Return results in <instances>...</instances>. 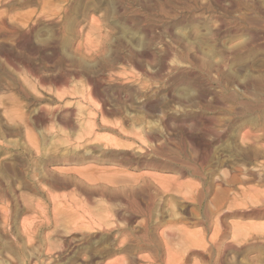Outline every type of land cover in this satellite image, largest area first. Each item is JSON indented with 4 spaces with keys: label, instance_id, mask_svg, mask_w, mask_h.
I'll return each instance as SVG.
<instances>
[{
    "label": "rangeland",
    "instance_id": "rangeland-1",
    "mask_svg": "<svg viewBox=\"0 0 264 264\" xmlns=\"http://www.w3.org/2000/svg\"><path fill=\"white\" fill-rule=\"evenodd\" d=\"M30 1L0 0V264H264V0Z\"/></svg>",
    "mask_w": 264,
    "mask_h": 264
},
{
    "label": "bare ground",
    "instance_id": "bare-ground-1",
    "mask_svg": "<svg viewBox=\"0 0 264 264\" xmlns=\"http://www.w3.org/2000/svg\"><path fill=\"white\" fill-rule=\"evenodd\" d=\"M5 1H6V0H5ZM22 1H23V0H22ZM29 1H30V0H29ZM36 1H37V0H36ZM65 1H66V0H65ZM68 1H69V0H68ZM37 2H38V1H37ZM3 3H4V0H3ZM6 3H7V2H6ZM6 3H4L3 5H5ZM8 3H9V2H8ZM10 3H11V2H10ZM13 3H14V2H13ZM27 3H28V2H27ZM30 3H32V0L30 1ZM11 4H12V3H11ZM19 5H21V4H19ZM8 6H11V5H8ZM13 6H15V4H14ZM23 6H24V5H23ZM5 7H6V6H5ZM18 7H19V6H18ZM18 7H17V8H18ZM7 8H8V7H7ZM14 8H15V7H14ZM64 8H65V7H64ZM15 9H16V8H15ZM46 9H47V8H46ZM47 10H48V9H47ZM49 10H50V8H49ZM49 10H48V11H49ZM65 10H67V9H65ZM69 10H70V9H69ZM69 10H68V15H69V12H70ZM74 10H75V9H74ZM36 11H37V10H36ZM42 11H43V10H42ZM45 11H46V10H45ZM45 11H44V12H45ZM48 11H46V12H48ZM63 11H64V10H63ZM12 12H13V10H12ZM34 12H35V11H34ZM46 12H45V14H46ZM52 12H53V11L51 10V11H50V14H51ZM84 12H85V11H84ZM40 13H41V12H40ZM54 13H55V12H54ZM54 13H53V15H54ZM70 13H71V12H70ZM7 14H8V13H7ZM27 14H29V13H26L25 16H26ZM35 14H36V13H35ZM50 14H49V15H50ZM72 14H73V13H72ZM4 15L6 16V14H4ZM29 15H30V14H29ZM56 15H57V13H56ZM65 15H66V11H65ZM68 15H66V16H68ZM73 15H74V14H73ZM25 16H24V17H25ZM59 16H60V14H59ZM70 16L72 17L71 14H70ZM2 17H3V15H2ZM8 17H9V16H6V18L4 17L5 20H6ZM10 17H11V16H10ZM21 17H22V16H21ZM24 17H23V19H21V20H20V18H19L18 21H21V22H22L23 20H26V19H24ZM39 17H40V16H39ZM43 17H44V14H43V16H42L41 18H43ZM55 17H56V16H55ZM55 17H54V18H55ZM71 17H70V18H71ZM0 18H1V17H0ZM26 18H27V16H26ZM51 18H52V17H51ZM54 18H52V19L54 20ZM65 18H66V17H65ZM2 19H3V18H2ZM11 19H12V18H11ZM32 19H33V18H32ZM32 19H31V20H32ZM72 19H73V18H72ZM16 20H17V18H16ZM33 20H34V19H33ZM33 20H32V21H33ZM41 20H43V19H40V21H41ZM57 20H58V19H57ZM57 20H56V21H57ZM62 20H63V19H62ZM62 20H61V21H62ZM68 20H70V22H71V19H68ZM68 20L66 19V23H68ZM1 21H2V20H1ZM7 21H8V20H7ZM26 21H27V20H26ZM26 21H25V22H26ZM51 21H52V20H51ZM2 22H6V21H2ZM21 22H19V23H21ZM25 22H24V24H27V23H25ZM34 22H35V21H34ZM34 22H33V23H34ZM11 23H12V22H11ZM13 23H14V22H13ZM13 23H12V25H13ZM15 23H18V22L15 21ZM19 23H18V24H19ZM50 23H51V22H50ZM59 23H61V22L59 21ZM6 24H7V22H6ZM21 24L23 25V23H21ZM29 24H30V26H31V23H29ZM54 24H55V23H54ZM12 25L10 24L9 26L12 27ZM16 25H17V24H16ZM16 25H14L15 28L17 27ZM39 25H41V24L39 23ZM55 25H56V24H55ZM57 25H58V22H57ZM67 25H69V24H67ZM7 26H8V25H7ZM7 26H6V27H7ZM24 26H25V25H24ZM6 27H5V28H6ZM11 27H8V28H10V29L13 28V30L11 31V32L13 33V31H14V27H12V28H11ZM22 27H23V26H22ZM35 27H36V26H35ZM37 27H38V26H37ZM39 27H40V26H39ZM8 28H7V29H8ZM32 28H33V27H32ZM0 29H1V28H0ZM10 29H9V30H10ZM21 29H22V28H21ZM15 30H16V29H15ZM30 30H31V29H30ZM30 30H29V31H30ZM35 30H37V29H35ZM35 30H32V31H35ZM16 31H17V30H16ZM27 31H28V30H27ZM68 31H69V30H68ZM7 32H8V31H7ZM21 32H22V30H21ZM0 33H1V32H0ZM5 33H6V32H5ZM18 33H19V32H18ZM18 33H17V35H18ZM20 34H21V33H19V35H20ZM69 34H70V32H69ZM71 34H72V32H71ZM0 35H1V34H0ZM2 35H3V34H2ZM7 35H8V34H7ZM0 37H2V36H0ZM27 40H28V39H27ZM22 41H23V40H22ZM31 41H32V40H31ZM245 41H246V40H245ZM251 41L253 42V40H251ZM257 41H258V40H257ZM24 42H25V41H24ZM26 42H27V41H26ZM28 42H29V40H28ZM245 43L247 44V42H245ZM248 43H250V42H248ZM254 43H255V42H254ZM26 44H27V43H26ZM239 44H240V43H239ZM239 44H238V45H239ZM257 44H258V43H257ZM251 45H252V44H251ZM249 46H250V45H249ZM253 46H254V45H253ZM241 47H244V44H243V46H241ZM224 48H225V47H224ZM245 48H246V45H245ZM248 48H249V47H248ZM248 48H247V49H248ZM235 49H237V48H235ZM239 49H241V48H239ZM242 49H243V50H242V52H243V51H244V48H242ZM225 50L227 51L228 49H225ZM214 51H215V50H214ZM230 51H232V50H230ZM235 51H236V50H235ZM237 51H238V50H237ZM188 52H190V51H188ZM188 52H187V53H188ZM242 52H240V53H242ZM245 52H246V49H245ZM220 53H221V52H220ZM234 53H235V54H234ZM234 53H233V56H235L236 54H239V52H238V53L234 52ZM243 53H244V52H243ZM243 53H242V54H243ZM223 54H224V53H223ZM226 54H227V53H226ZM230 54H231V53H230ZM190 55H191V54H190ZM220 55H221V54H220ZM227 55H228V54H227ZM230 56H232V55H230ZM236 56H237V55H236ZM242 56H243V55H242ZM182 57H183V56H182ZM223 57H225V56H223ZM238 57H240V56L238 55ZM243 57H244V56H243ZM179 58H180V57H179ZM204 58H205V57H204ZM209 58H210V57H209ZM209 58H208V59H209ZM228 58H229V57H228ZM231 58H232V57H231ZM231 58H230V59H231ZM235 58H236V57H235ZM235 58H234V59H235ZM208 59H206V60H208ZM183 60H185V59H183ZM204 60H205V59H204ZM236 60H237V59H236ZM189 61H190V60H189ZM225 61H226V60H225ZM231 61H232V60H231ZM243 61H245V60H243ZM243 61H242V60H238L239 65H240V62H243ZM183 62H184V61H183ZM208 62H210V61H208ZM212 62H213V61H212ZM217 62H218V61H217ZM228 62H229V61H228ZM234 62H235V61H234ZM218 63L220 64V61H219ZM225 63H227V62H225ZM231 63H232V62H231ZM250 63H251V62H250ZM189 64H190V63H189ZM216 64H217V63H216ZM241 64H243V63H241ZM262 64H263V63H262ZM191 65H192V62H191ZM207 65H208V64H207ZM207 65H206V66H207ZM230 65H231V64H230ZM232 65H233V64H232ZM197 66H198V65H197ZM202 66H204V65L202 64ZM217 66H218V64H217ZM221 66L223 67V65H221ZM221 66H220V67H221ZM260 66H261V65H260ZM210 67H211V66H210ZM220 67H219V68H220ZM224 67H225V66H224ZM228 67H229V66H228ZM230 67L232 68V66H230ZM236 67H237V66H236ZM238 67H239V66H238ZM226 68H227V67H226ZM213 69H215V68L213 67ZM242 69H243V68H242ZM227 70H228V69H227ZM243 70H244V69H243ZM231 71H232V70H231ZM236 71H237V70H236ZM220 72H221V71H220ZM226 72H230V70H229V71H226ZM223 73H225V72H222V74H223ZM230 73L232 74L233 72H230ZM230 73H229V74H230ZM207 74H208V73H207ZM220 74H221V73H220ZM222 74H221V75H222ZM236 74H237V73H236ZM236 74H235V75H236ZM224 75H226V73H225ZM227 75H228V74H227ZM212 76H213V75H212ZM216 76H217V75H216ZM222 76H223V75H222ZM217 77H218V76H217ZM217 77H216V78H217ZM223 77H224V76H223ZM236 78H237V79H236ZM236 78L234 77V73H233L231 76L229 75V76L227 77V79L229 80V82H227V84H228V83H233V84H234V82H236L237 80H239L238 77H236ZM223 79H224V78H223ZM223 79H222V81L227 80V79H225V80H223ZM244 79H245V78H244ZM214 80H216V79H214ZM214 80H213V81H214ZM217 80H219V79L217 78ZM228 80H227V81H228ZM239 81H241V80H239ZM211 82H212V81H211ZM215 82H216V81H215ZM237 82H238V81H237ZM244 82H245L246 92H247L248 94L252 95V96L256 99L255 102H254L253 104H250V103L248 104V103L246 102V104H244V106L246 107L245 109L248 110L247 112H250V113H252V114H253V112H251L250 110H252V111H257V112H260V113H261V115H259V117L257 118L258 121H256V123L259 125L260 122H262V121L264 120V78H263L262 76H261V77L248 76L247 79H246ZM220 83H221V82H220ZM225 83H226V82H225ZM223 84H224V83H223ZM241 84H242V83H241ZM241 84H240V85H241ZM217 85H219V84L217 83ZM228 85H229V84H228ZM228 85H226V86L228 87ZM235 85H236V84H235ZM243 85H244V84H243ZM229 86H230V85H229ZM231 86H233V85L231 84ZM236 86H239V85H236ZM241 86H242V85H241ZM220 87H221V85H220ZM243 87H244V86H243ZM233 89H234V88H233ZM238 89H240V88H238ZM224 90H225V89H224ZM228 91H229V88H228ZM234 91H235V90H234ZM239 92H240V91H239ZM232 93H234V92L232 91ZM240 93H241V92H240ZM198 94H199V93H198ZM223 94H224V93H223ZM228 94H229V93H228ZM236 94H238V93H236ZM241 95H242V94H241ZM243 95H244V94H243ZM221 96H222V95H221ZM245 96H246V95H245ZM203 97H205L204 94H203ZM222 97H225V96L223 95ZM232 97L234 98V96L231 95L230 98H232ZM235 97L237 98V96H235ZM241 97H244V96H241ZM197 98H198V97H197ZM199 98H202V97L200 96ZM248 98H249V97H248ZM203 99H204V98H202V100H203ZM226 99H227V98H226ZM240 99H241V98H240ZM243 99H244V98H243ZM194 100H195V99H194ZM200 100H201V99H200ZM236 100H238V99H236ZM220 101H221V100H220ZM230 101H231V100H230ZM232 101H233V100H232ZM243 101H244V100H243ZM246 101H247V100H246ZM222 102H223V101H222ZM224 102H225V101H224ZM224 102H223V103H224ZM234 102H236V101L234 100ZM238 102H239V101H238ZM219 103H221V102H219ZM223 103H222V104H223ZM239 103H240V102H239ZM241 103H242V102H241ZM222 104H221V105H222ZM239 105H240V104H239ZM237 107H238V106H237ZM237 107H236V108H237ZM240 108H242V107H240ZM237 109H239V108H237ZM103 110H104V109H103ZM243 110H244V108H243ZM59 111H60V109H59ZM241 111H242V110H241ZM238 112H239V110H238ZM242 112H243V111H242ZM242 112H240V113L242 114ZM72 114H73V113H72ZM244 114H246V113L244 112ZM249 115H250V114H249ZM42 116H43V114H42ZM75 116H77V115H75ZM250 116H251V115H250ZM253 116H254V115H253ZM256 116H257V115H256ZM256 116H255V117H256ZM240 117H244V116L242 115V116H240ZM240 117H239V118H240ZM42 118H43V117H42ZM257 119H256V120H257ZM235 122H236V121H235ZM252 122H253V121H252ZM235 124H236V123H235ZM253 124H254V123H253ZM257 124H256V125H257ZM261 125H262V124H261ZM228 126H229V125H228ZM253 126H254V125H253ZM253 126H252V127H253ZM259 126H260V125H259ZM227 128H228V127H227ZM241 128H242V127H241ZM260 128H261V127H260ZM263 128H264V127H263ZM263 128H262V129H263ZM12 129H13V128H12ZM249 129H250V128H249ZM257 129H258V128H257ZM255 132H256V131H255ZM258 132H259V131H258ZM153 136H154V135H153ZM260 136H261V135H260ZM216 137H219V136L217 135ZM216 137H215V138H216ZM190 138H191V137H190ZM219 138H220V137H219ZM263 138H264V136H263ZM150 139H151V138H150ZM190 140H191V139H190ZM192 140H193V139H192ZM194 140L197 141L196 139H194ZM254 140H255V139H254ZM256 141H257V140H256ZM197 142H198V141H197ZM247 142H248V141H247ZM194 143H195V142H194ZM194 143H193V144H194ZM241 143H242V142H241ZM151 144H152V143H151ZM155 144H156V143H155ZM198 144H199V143H198ZM200 144H202V143H200ZM195 145H196V144H195ZM202 145H203V144H202ZM208 145H209V144H207V147H208ZM196 146H197V145H196ZM257 146H258V145H257ZM261 146H262V145H261ZM210 147H211V145H210ZM210 147H209V148H210ZM78 148H79V147H78ZM206 149H207V148H206ZM208 150H209V149H208ZM234 150H235V149H234ZM260 150H262V149H260ZM255 151H256V150H255ZM204 152H205V151H204ZM244 152H245V151H244ZM246 152H248V151H246ZM144 153H145V152H144ZM161 153H162V152H161ZM163 153H164V152H163ZM170 154H171V153H170ZM203 154H204V153H203ZM206 154H207V153H205V155H206ZM209 154H210V153H209ZM209 154H207L206 156L209 157ZM146 155H147V153H146ZM240 155H241V154H240ZM243 155H244V154H243ZM243 155H242V156H243ZM249 155H250V153H249ZM249 155H247V156H249ZM199 156H200V155H199ZM232 156H233V154H232ZM238 156H239V155H238ZM244 156H245V155H244ZM244 156H243V157H244ZM252 156H253V155H251V157H252ZM153 157H154V156H153ZM153 157H152V158H153ZM184 157H185V156H184ZM200 157H202V155H201ZM200 157H199V159H202V158H200ZM239 157H240V156H239ZM243 157H242V158H243ZM172 158H173V157H172ZM245 158H246V157H245ZM143 159H144V157H143ZM153 159H154V158H153ZM173 159H174V158H173ZM181 159H182V158H181ZM183 159H184V158H183ZM205 159H206V162H207V161H208L207 158H205ZM205 159H204V160H205ZM246 159H248V158H246ZM249 159H250V158H249ZM256 159H257V158H256ZM260 159H261V158H260ZM202 160H203V159H202ZM204 160H203L202 162L206 163ZM243 160H244V159H243ZM250 160H251V159H250ZM157 161H158V160H157ZM157 161H156V162H157ZM180 161H181V160H180ZM247 161H249V160H247ZM150 162H153V160L150 161ZM156 162L154 161V163H156ZM183 162H184V160H183ZM254 162H255V161H254ZM179 163H180V162H179ZM184 163H185V162H184ZM204 163H203V164H204ZM207 163H208V162H207ZM142 164H143V163H142ZM146 164H147V162H146ZM182 164H183V163H182ZM182 164H181V165H182ZM152 165H153V164H152ZM159 165H160V163H159ZM185 165L188 166L189 164L187 163V164H185ZM191 165H192V164H191ZM205 165H206V164H205ZM252 165H253V164H252ZM259 165H260V164H259ZM163 166H164V165H163ZM182 166H184V164H183ZM203 166H204V165H203ZM236 166H237V165H236ZM243 166H244V165H243ZM263 166H264V165H263ZM189 167H191V166H189ZM193 168H194V167H193ZM181 169H182V168H181ZM187 169L189 170V168H187ZM247 169H248V168H247ZM183 171L185 172V169H184ZM191 171H192V170H191ZM195 171H196V170H195ZM198 171H199V170H198ZM198 171H197V172H198ZM193 172H194V170H193ZM222 172H223V171H222ZM258 172H259V171H258ZM182 173H183V172H182ZM198 173H199V172H198ZM183 174H184V173H183ZM185 174H186V173H185ZM248 174H251V173H248ZM259 174H260V173H259ZM252 175L254 176V178H255L256 180L259 179L260 181H264V174H263V175H262V174H261V175H254V174H252ZM182 176H183V175H182ZM221 176H222V175H221ZM250 176H251V175H250ZM251 177H252V176H251ZM228 179H229V178H228ZM243 179H244V178H243ZM255 179H254V180H255ZM213 181H214V180H213ZM227 181H228V180H227ZM25 184H26V183H25ZM0 185H1V184H0ZM21 186H22V185H21ZM21 186H20V187H21ZM179 186H181V185H179ZM205 186H206V185H205ZM2 187H3V186H2ZM4 187H5V186H4ZM9 187H10V186H9ZM181 187H182V186H181ZM16 188H17V187H16ZM28 188H29V187H28ZM143 188H144V187H143ZM150 188H151V187H150ZM2 189H3V188H2ZM21 189H22V187H21ZM15 190H16V189H15ZM28 190H29V189H28ZM204 190H205V189H204ZM254 190H255V189H254ZM33 191H34V190H33ZM220 191H221V190H220ZM220 191H219V192H220ZM195 192H196V191H195ZM255 192H256V191H255ZM145 193H146V191H145ZM206 193H207V191H206ZM206 193H205V195H207ZM262 193H263V192H262ZM219 194H220V193H219ZM219 194H218V195H219ZM253 194H254V193H253ZM221 195H222V194H221ZM195 196H196V195H195ZM239 196H240V195H239ZM241 196H242V195H241ZM248 196H249V195H248ZM2 197H3V196H2ZM5 197H6V196H5ZM218 197H219V196H218ZM222 197H224V196H222ZM257 197H258V196H257ZM205 198H206V197H205ZM252 198H253V197H252ZM259 198H260V200H261L262 197L259 196ZM247 199H248V197H247ZM0 200H3V199H0ZM52 200H53V199H52ZM195 200H196V199H195ZM239 200H240V199H239ZM256 200H258V199H256ZM164 201H165V200H164ZM197 201H198V200H197ZM258 201H259V200H258ZM259 202H260V201H259ZM0 203H1V201H0ZM217 203H218V202H217ZM256 204H257V201H256ZM261 205H262V204H261ZM149 206H150V205H149ZM206 206H207V205H206ZM237 206H239V205H237ZM257 206H259V205H257ZM147 207H148V206H147ZM186 207H187V206H186ZM232 207H233V206H232ZM141 208H142V206H141ZM143 208H144V207H143ZM195 208H196V207H195ZM148 209H149V208H148ZM204 209H205V208H204ZM149 210H150V209H149ZM162 210H163V209H162ZM214 210H215V209H214ZM186 211H187V209H186ZM221 211H222V210H221ZM233 211H234V210H233ZM233 211H232V212H233ZM236 211H237V210H236ZM243 211H244V210H243ZM244 212H245V211H244ZM247 212H248V211H247ZM252 212H253V211H252ZM140 213H141V211H140ZM184 213H186V212H184ZM187 213H189V212H187ZM212 213H216V212H212ZM219 213H220V211H219ZM234 213H235V212H234ZM137 214H139V213H137ZM175 214H176V213H175ZM196 214H197V212H196ZM220 214H221V213H220ZM139 215H140V214H139ZM144 215H145V214H144ZM201 215H202V214H201ZM203 215L205 216V214H203ZM10 216H11V215H10ZM136 216H138V215H136ZM145 216H146V215H145ZM207 216H208V215H207ZM211 216H212V215H211ZM221 216H222V215H221ZM150 217H151V215H150ZM121 218H122V217H121ZM135 218H136V217H135ZM219 218H220V217H219ZM221 218H223V216H222ZM221 218H220V219H221ZM125 219H126V218H125ZM206 219H208V218H206ZM6 220H7V219H6ZM77 220H78V219H77ZM111 220H112V219H111ZM199 220H200V219H199ZM208 220H209V219H208ZM211 220H212V219H211ZM112 222H113V221H112ZM97 223H98V222H97ZM110 223H111V222H110ZM207 223H208V222H207ZM90 224H91V223H90ZM154 224H155V223H154ZM223 224H224V223H223ZM8 225H9V224H8ZM92 225H93V224H92ZM92 225H91V226H92ZM99 225H100V224H99ZM104 225H105V224H104ZM143 225H144V224H143ZM159 225H160V224H159ZM218 225H219V224H218ZM175 226H176V225H175ZM86 227H87V226H86ZM89 227H90V226H89ZM145 227H146V226H145ZM153 227H154V226H153ZM206 227H207V225H206ZM216 227H217V226H216ZM219 227H220V226H219ZM94 228H95V227H94ZM221 228H222V227H221ZM99 230H101V229L99 228ZM99 230H98V231H99ZM105 230H106V229H105ZM170 230H171V229H170ZM170 230H167V231L169 232ZM175 230H176V229H175ZM178 230H180V228H179ZM217 230H219L218 227H217ZM217 230H216V232H217ZM146 231H147V230H145V232H146ZM206 231H207V229H206ZM220 231H222V230H220ZM220 231H219L218 233H220ZM93 232H94V231H93ZM110 232H111V231H110ZM170 232H172V231H170ZM202 232H203V231H202ZM88 233H89V231H88ZM163 233H165V232H163ZM179 233H180V232H179ZM203 233H204V232H203ZM203 233H201V234H203ZM225 233H226V232H225ZM124 234H125V233H124ZM172 234H173V233H172ZM185 234H186V233H185ZM191 234H192V233H191ZM201 234H199V235H201ZM205 234H206V233H205ZM223 234H224V232H223ZM118 235H119V234H118ZM153 235H154V234H153ZM170 235H171V233L169 234V236H170ZM178 235L180 236L181 234H178ZM178 235L176 236V233H175V235L173 236V238H175V236L178 237ZM182 235H183V234H182ZM182 235H181V236H182ZM187 235L189 236L190 234H187ZM196 235H197V234H196ZM196 235H195V236H196ZM199 235H198V236H199ZM215 235H216V234H215ZM221 235H222V232H221ZM129 236H130V235H129ZM145 236H146V234H145ZM160 236H161V235H160ZM165 236H166V235H165ZM165 236H162V237H165ZM183 236H184V235H183ZM201 236H202V235H201ZM201 236H200V237H201ZM219 236H220V234H219ZM104 237H105V236H104ZM148 237H149V236H148ZM184 237H185V236H184ZM190 237H193V236H190ZM200 237H199V238H200ZM202 237H203V236H202ZM204 237H205V236H204ZM217 237H218V236H217ZM222 237L225 238V237H226V234H225V237H224V235H223ZM222 237H221V238H222ZM86 238H87V237H86ZM128 238H129V237H128ZM150 238H151V237H150ZM159 238H160V237H159ZM167 238H168V237H167ZM181 238H182V237H181ZM181 238H180V243L178 242V240H177V241H176L175 239H174V240H175L176 242H178L179 244H181V248H182V246H183V247L185 246V244H183L185 241H182L183 239L181 240ZM186 238H187V237H185L184 240H186ZM205 238H206V237H205ZM82 239H83V238H82ZM136 239L139 240V239H141V237H140V238H136ZM148 239H149V238H148ZM157 239H158V238H157ZM163 239H164V238H163ZM168 239H169V238H168ZM171 239H172V237H171ZM176 239H177V238H176ZM189 239H190V238H189ZM189 239H187V241H188ZM195 239H197V240L199 241L198 238H195ZM203 239H204V238H203ZM225 239H226V238H225ZM150 240H152V239H150ZM154 240H155V235H154ZM158 240H159V239H158ZM161 240H162V239H161ZM166 240H167V239H166ZM172 240H173V239H172ZM190 240H191V239H190ZM197 240H195V241H197ZM201 240H202V239H200V242H202ZM216 240H217V242H218L219 239H216ZM216 240H214V242H215ZM101 241H102V240H101ZM107 241H108V240H107ZM141 241H142V240H141ZM170 241H171V240H170ZM181 241H182V243H181ZM193 241H194V239H193ZM198 241H197V242H198ZM204 241H205V239H204ZM204 241H203V242H204ZM222 241H223V239H221V241H219V242H221V244H223L224 242H222ZM109 242H110V241H109ZM123 242H124V241H123ZM153 242H154V241H153ZM190 242H191V241H190ZM200 242H198V243H200ZM214 242H213V243H214ZM217 242H216V243H217ZM125 243H126V242H125ZM151 243H152V242H151ZM157 243H158V242H157ZM171 243H175V242L172 241ZM171 243H169V244H171ZM185 243H186V242H185ZM192 243H193V244H192ZM198 243H197V245H195L196 247H200V246L202 245V244H200V245L198 246ZM141 244H142V243H141ZM155 244H156V243H155ZM176 244H177V243H176ZM182 244H183V245H182ZM187 244H188V245H186L187 247L184 248L185 250H186V248L188 249V248L191 247L192 245H193V247H191V248H195V246H194V242H191L192 245H190V246H189V242H187ZM195 244H196V243H195ZM218 244H219V243H218ZM111 245H112V244H111ZM131 245H132V244H131ZM158 245H159V244H158ZM165 245L167 246L168 244H165ZM173 245H175V244H173ZM173 245H172V246H173ZM151 246H152V244H151ZM153 246H154V245H153ZM160 246H162V245L160 244ZM168 246H169V245H168ZM172 246H171V247H172ZM178 246H180V245H178ZM188 246H189V247H188ZM220 246H221V245H220ZM227 246H228V244H227ZM106 247H107V246H106ZM147 247H148V245H147ZM158 247H159V246H158ZM169 247H170V246H169ZM201 247H202V246H201ZM218 247H219V246H218ZM231 247H232V246H231ZM18 248H19V246H18ZM79 248H80V247H79ZM143 248H144V247H143ZM191 248H190V249H191ZM202 248H203V247H202ZM225 248L227 249V247H225ZM228 248H229V246H228ZM233 248H235V246H233ZM10 249H11V248H10ZM147 249H148V248H147ZM150 249H151V248H150ZM166 249H167V247H166ZM175 249H176V247H175ZM178 249H179V247H178ZM184 249H181L180 252H181L182 250H184ZM195 249H196V248H195ZM195 249H194V251H197V249H196V250H195ZM19 250L22 252V250H21L20 248H19ZM53 250H54V249H53ZM123 250H125V249H123ZM148 250H149V249H148ZM185 250H184V251H185ZM218 250H219V249H218ZM12 251H13V250H12ZM51 251H52V250H51ZM51 251H50V252H51ZM103 251H104V249H103ZM155 251H156V249H155ZM157 251H158V250H157ZM166 251L168 252L169 249L166 250ZM172 251H173V250H171V252H172ZM174 251H175V250H174ZM177 251H179V250H176L175 252H177ZM187 251H189V250H187ZM192 251H193V249H192ZM200 251H201V250H200ZM211 251H212V249L210 250V252H211ZM219 251H220V250H219ZM21 252H20V253H21ZM48 252H49V251H48ZM60 252H61V251H60ZM101 252H102V251H101ZM108 252H109V251H108ZM160 252H161V251H160ZM164 252H165V251H164ZM197 252H199V251H197ZM136 253H138V252H136ZM157 253H158V252H157ZM161 253H162V252H161ZM165 253H166V252H165ZM178 253H179V252H177V256L174 255V254H176V253H174V254H173V257H174V256L178 257ZM185 253H187V252H185ZM212 253H213V251H212ZM152 254H153V253H152ZM181 254H183V253L181 252ZM196 254H198V253H196ZM221 254H222V253H221ZM84 255H85V254H84ZM104 255H105V254H104ZM132 255H133V254H132ZM156 255H157V254H156ZM156 255H154V256H156ZM158 255H159V253H158ZM171 255H172V254H170V256H171ZM184 255H186V254H183V256H184ZM210 255H211V254H210ZM50 256H52V255H50ZM161 256H162V255H161ZM163 256L165 257L164 253H163ZM181 256H182V255H181ZM181 256H180V258H181ZM21 257H22V256H21ZM184 257H185V256H184ZM184 257H183V259H184ZM188 257H190V256H188ZM202 257H203V255H202ZM22 258H23V257H22ZM90 258H91V257H90ZM144 258H145V257H144ZM165 258H166V257H165ZM171 258H172V257H171ZM180 258H179V259H180ZM23 259H24V258H23ZM177 259H178V258H177ZM179 259H178V260H179ZM181 259H182V258H181ZM181 259H180V260H181ZM203 259H204V258H203ZM212 259H213V258H212ZM121 260H122V259H121ZM123 260H124V259H123ZM141 260H142V259H141ZM144 260H145V259H144ZM152 260H153V259H152ZM154 260L157 261L158 258H157V260H156V259H154ZM178 260H177V261H178ZM180 260H179V262H180ZM204 260H205V259H204ZM65 261H66V260H65ZM116 261H117V260H116ZM173 261L175 262V260H173ZM25 262H26V261H25ZM51 262H52V261H51ZM56 262H57V261H56ZM118 262H119V261H118ZM158 262H159V261H158ZM205 262H206V261H205ZM58 263H59V261H58ZM108 263H109V262H108ZM108 263H107V264H108ZM114 263H115V262H114ZM121 263H122V262H121ZM126 263H127V261H126ZM133 263H134V261H133ZM133 263H132V264H133ZM183 263H184V262H183ZM35 264H36V263H35ZM109 264H110V263H109ZM111 264H113V263H111ZM116 264H120V262H119V263L116 262ZM160 264H161V263H160Z\"/></svg>",
    "mask_w": 264,
    "mask_h": 264
}]
</instances>
